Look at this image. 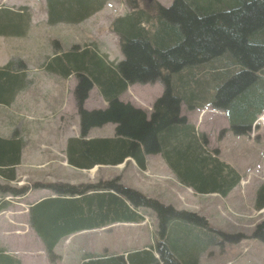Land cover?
I'll use <instances>...</instances> for the list:
<instances>
[{
    "label": "trees",
    "instance_id": "trees-1",
    "mask_svg": "<svg viewBox=\"0 0 264 264\" xmlns=\"http://www.w3.org/2000/svg\"><path fill=\"white\" fill-rule=\"evenodd\" d=\"M106 1L44 0L47 24H79L99 12ZM125 4L128 13L109 25L118 36L121 61H109L94 42L72 45L64 52L54 41L56 49L44 62L46 72L62 79L74 77L77 82L73 96L79 137L66 141L67 164L91 170L95 166L122 165L131 158L145 170L146 157L160 155L184 186L197 194L226 197L241 182V176L219 159L217 150L207 151L205 135L196 137L193 127L179 117L180 105L188 93L197 91L194 82H200V89L213 87L211 81L221 82L222 73L235 62L243 68L238 78L244 83L223 102V90L219 91L212 105L230 116L232 134L246 136L250 132L252 122L264 111V77L259 76L264 71V0H172L167 8L156 0H125ZM30 19L27 6H0V35L23 36ZM225 56L227 62L223 61ZM12 64L10 61L0 70V102H8L12 92L23 84V64L18 62L20 71L11 69ZM195 66H199L197 76L191 77ZM205 67L210 77L204 75ZM183 80H189L192 89ZM154 82L162 84L164 92L154 102L150 116L119 101L130 86ZM260 83L263 87L258 86ZM93 87L107 104L103 110L83 109ZM106 123L115 125L113 137L88 138L91 128ZM23 146L17 133L7 140L0 138L1 176L15 179L14 167L21 162ZM33 188L49 189L53 194L29 208V225L52 262L60 258L52 254L59 241L114 223H141L143 210L153 212L157 220V241L153 245L125 255L85 257L82 264H198L204 235L211 231L204 217L165 206L113 179L84 185L40 182ZM28 190L0 186V192L12 196ZM263 203L261 189L257 210L264 208ZM213 232L232 243L245 238L242 233ZM251 238L264 244V220L255 226ZM5 252L0 250V264H21Z\"/></svg>",
    "mask_w": 264,
    "mask_h": 264
},
{
    "label": "rangeland",
    "instance_id": "rangeland-1",
    "mask_svg": "<svg viewBox=\"0 0 264 264\" xmlns=\"http://www.w3.org/2000/svg\"><path fill=\"white\" fill-rule=\"evenodd\" d=\"M8 2L9 4L28 5L32 16H34L33 24H30L23 37L0 39V48L14 59L15 66L19 67L18 62H21L24 67L30 69V71H26L28 73L27 82H30V89H34V86L36 89V91L33 90L25 95V131L23 135L20 134L25 141L23 151L20 154L23 156V164L16 169L15 173L17 182L21 186L8 182L0 183V185H9L15 188L32 189L27 198L31 204L22 207L18 212L19 216L23 218L26 215L25 211H27L29 218V208L34 203L53 195L49 189L33 188L37 183L53 181L47 176L51 170L54 172L50 174L55 176L56 173L57 179L61 176V181L52 182L56 185L95 184L113 179L119 185L135 189L165 206L170 205L177 210L190 211L196 213L197 216L204 217L208 221L211 231H207L204 235L203 240L205 241L202 244L205 253L200 257V264H264V244L251 238L255 225L257 226L264 220V214H261L264 213V210L259 213V210L255 208V195L252 189V187L257 186L264 174V168H262L264 159L261 157L263 146H250L247 139L235 144V135L232 133L220 136L223 130L229 129L230 116L226 113V118H224L223 115L219 114L220 111L213 110L212 105L219 91L223 90L221 96L223 102L241 87L244 79L238 78V76L243 68L234 62L228 71L222 73L224 77L221 82L211 81L213 87L210 88L203 87L200 89V82H194V84L192 82L193 87L199 92L195 90L193 96L188 93L180 105L179 111L180 118L184 117L186 122L197 126L196 137L201 134L205 135L208 142V152L214 151L215 148L222 150V153L218 152L219 157L225 159L228 164H240L239 173L250 178L248 182H244L243 186L236 188L229 198L222 199L219 194H196L191 188L181 184L172 170L162 165V157L159 155L147 157L148 173L135 168L131 164L132 162L119 165L120 167H97L95 172L79 171L70 167H57L54 164H62L66 161V158L64 159L66 140L79 137V117L77 104L72 95L77 83L75 78L70 77V79L65 80L42 69L44 62L53 55L56 49L54 41H57L65 52L72 45H84L101 39L112 57L121 56L119 47L117 43L116 45L112 43L114 39L109 36V31H107L109 27L108 12L94 18L89 17V20L76 25L65 23L48 25L44 0H11ZM2 5L4 4L0 2V6ZM100 54L106 55L102 50H100ZM226 57L223 58L224 62L228 61ZM202 69L205 72L204 75L210 77L206 67ZM197 70H199V66L191 69V77L197 76ZM263 75L264 71L259 73L260 77H264ZM35 80L37 84H34ZM183 83L192 89L189 80H183ZM207 83L210 82L207 81ZM258 86L263 87L262 83ZM163 92L164 87L159 82L145 85L137 84L122 94L119 101L129 103L150 116L154 102L162 97ZM190 106L205 107L206 110L191 111L188 109ZM106 107L107 104L102 100L96 88L89 92L88 100L83 105V108L88 111L103 110ZM28 116L32 117L33 120H28ZM114 127V124L106 123L91 128L88 138H111L114 134ZM258 128L256 127L252 131L254 140L258 136H256ZM259 135L262 136V133L260 132ZM2 139L7 140L6 138ZM163 160L167 163L164 158ZM231 166L234 167V165ZM258 177L260 178L258 179ZM0 180L8 181L6 176H1ZM162 181L165 183L161 184ZM35 190H37V194L33 196ZM10 196L7 195L6 197ZM142 212L145 214V222L147 221V224L144 223L142 227L118 225L113 226L110 231H88L73 235L69 240H61L53 253L62 256V261L57 260L55 263H51L42 249H38L37 252H40L41 257L48 264H74L84 257L94 255H122L126 253L124 251L128 250H146L151 240L153 243L157 241L155 234L154 238L152 235H148V231L153 232L155 215L151 211L143 210ZM22 224L20 231L25 232L23 234L25 237L23 236L22 239L11 236L15 232L13 230L4 232L0 229V250L6 251V255L20 260L22 264H43L46 261L43 259L44 261L41 263L39 260L41 257L38 255L34 259L29 258L30 252L33 253L32 250L35 248L32 245L33 240L30 239L34 238L37 242L38 239L30 231L31 228L27 222ZM0 226L2 228L1 223ZM213 231H220L228 235L242 233L245 238L237 240V243H232L223 240ZM138 234L141 236L138 242L127 240L129 237L136 238ZM213 237H216L217 240ZM19 241L21 242L18 246H13V243ZM39 245L41 247L40 242Z\"/></svg>",
    "mask_w": 264,
    "mask_h": 264
},
{
    "label": "crops",
    "instance_id": "crops-1",
    "mask_svg": "<svg viewBox=\"0 0 264 264\" xmlns=\"http://www.w3.org/2000/svg\"><path fill=\"white\" fill-rule=\"evenodd\" d=\"M8 1H11V0H0V2L2 4H4L5 7H8V8H10V7L17 8V7H20V6H28V5H24V4H9ZM156 1L160 5H162L163 7H166V8L169 7L170 4H171V2H172V0H156ZM124 2H125V0H107L106 3L104 4V6L101 8V10H99V12H97L96 14L91 15L90 18H94V17H96L98 15H101L104 12H108V14H109L108 26H109V24L111 23V21L114 18L119 17V16H123V15H125V14L128 13L127 6L125 5ZM30 15H31V19H30L29 26H30V24H33V19H34V16H32L31 11H30ZM90 18H88L86 20H89ZM86 20H84V21H86ZM102 28H105V27H102ZM107 31H109V34H110V35L109 34L108 35L111 36L114 39L113 42L111 40H109V41L112 42V43H115V45L117 43L118 44V47H119V39H118V36L116 34H114L113 32H111L109 30V27L107 28ZM113 35H114V37H113ZM23 36H17V35L16 36L0 35V39H2L4 37H23ZM94 43L96 44V47L99 50H102L104 52V54H106L107 56H109L108 57V60L109 61H111V62L112 61H117L118 62V61H121L122 60V56H119V55H117L115 57H112L110 51L105 48L104 43H103V41L101 39L98 40V41L97 40L94 41ZM81 46H84V45H81ZM102 46H103V48H102ZM10 61H12V63H13L12 64V67L13 68H11V69H14L15 68V70L17 69V70L20 71V66H19V68H17L15 66L14 59L10 55H8L3 49L0 48V70H2L8 63H10ZM43 65H42V69L44 70ZM27 70L30 71V69L28 67L27 68L24 67L23 84H22V86L19 87V88H17V89H15L12 92L11 98L8 100V102H0V138L10 139L13 135H15V133L19 132L18 133L19 134L18 135V138L23 139V137L20 136V134L23 135L24 134V131H25V126H24L25 125V119H26L25 95L27 93H31L33 90L36 91L35 86H34V89H32V88L30 89V86H29L30 82L29 81L27 82V78H26V76L28 74L26 72ZM50 74H52V73H50ZM53 75H55V74H53ZM69 79H70V77H69ZM65 80H67V79H65ZM34 84H37L36 80L34 81ZM93 88H95V87H93ZM72 93H73V91H72ZM87 100H88V98L85 100V102ZM84 110H86V109H84ZM193 111H196V108ZM219 114L223 115L224 118H226V116L224 115L223 112H219ZM262 115H264V113ZM78 117H79V115H78ZM28 120H33V118L30 117V116H28ZM78 121H79V119H78ZM256 122L257 121H255L254 123H256ZM259 122H260V119H259ZM78 125H79V122H78ZM192 125L196 126L195 124H192ZM196 128H197V126H196ZM4 129H5V131H4ZM252 131H253V128L251 129L250 136L248 135L247 137H244V136H235L234 137L235 144L240 143L242 140H244L246 138L247 141H248V143L250 144V146H263L262 147V151H261V154H262L261 157L264 159V125L261 126L260 127V130L257 132L259 134L261 132L262 133V136L260 135L258 141H256V142H255V140L253 138ZM23 143L25 144L24 139H23ZM219 151H220V153H222V150H219ZM219 158H220L221 161H223L224 163L228 164V162H226V160L223 159L221 156ZM64 159H65V153H64ZM146 160H147V158H146ZM64 162L62 164L57 163V165L56 164H54V165L57 166V167H61L62 166V167H70V168H73L72 166H69L66 163V161H64ZM127 162H132L131 164H133L135 166V168L140 169L131 158L126 159L125 160V163H127ZM161 162H162V165L163 166L167 167L169 170H172L171 167L167 163L164 162L163 158H162V161ZM21 164H23V156L22 155H21V162H20V164L14 167L15 173H16V169L19 168V166H21ZM229 165H234L235 168L234 167L233 168L235 170H237L238 172H239V168H241V165L240 164L239 165H237V164H229ZM97 167H102V166H95L93 169H95V171H96ZM262 168H264V166ZM73 169H75V168H73ZM75 170H79V171H92V170H80V169H75ZM95 171H92V172H95ZM142 171L144 173H148L149 170L147 168V164H145V170H142ZM53 172H54L53 170H51V171L48 172V175L47 176L50 177V178H52V180H53V181H48V182H50V183L55 182L56 183V181H61V178H60L61 176H59V179H57L58 177H57L56 173H55V176H53L54 174L51 175ZM245 173H247V171H245ZM49 175H51V176H49ZM0 177H1V175H0ZM14 178H15L14 180H10V179H8V176H7L6 179L8 181H2V180H0V183H2V182H8V183H11V184H14L15 185L18 180L16 179V175H14ZM259 178L260 177H258V179ZM259 182L260 183H257V186L256 187H252V189L254 190V195H255L254 197H256L258 191H260L261 189L262 190L264 189V186H263V184H264V174H263L262 178H260V181ZM163 183H165V181H162L161 184H163ZM0 186H2V187H10V188H13L14 189V187H11L9 185H0ZM234 190H236V188ZM234 190H232V192H230L225 198H222V199L229 198L231 196V194L234 192ZM31 191L32 190H30L23 197L11 198L10 200H6L8 198L6 196L7 195H10V194H8V192L7 193L0 192V207H1L0 208V223L2 225V228L0 226V229L1 230H4V231H8V230L15 231L14 234L11 235L13 237L21 238L22 239L23 236H24V235H21L20 234L21 233L20 229H22V226L21 225H23L22 224L23 222L24 223H26V222L28 223V214H27V211H25V214L26 215L23 218H21L19 216L18 212L25 205L26 206H29L31 204L30 201L27 199L30 196ZM36 194H37V190L34 191L33 196L36 195ZM206 195H211V194H206ZM213 195H217V194H213ZM263 205H264V203H263ZM260 211L261 210H259V212ZM144 219H145V214H144ZM120 224L121 225H124V226H129V227H142L143 226V222H141V223H120ZM113 225L114 226H118L119 223H114ZM109 227H112V225L109 226ZM88 231L92 232L93 230H85V231H82V232H77V234L86 233ZM101 231H110V229L108 227H103V228H101ZM148 233H149L148 234L149 236L152 235L150 232H148ZM140 237L141 236L138 234L136 238L133 239L132 237H129L127 240H129V241H132V240L134 241L135 240V241L138 242L140 240ZM19 243L20 242H15V243H13V246H18ZM136 243H135V245H137ZM135 250L136 251H141L143 249H135ZM129 251H132V250H128V251H124V252L127 253ZM34 253H36V252H34ZM35 256H36L35 254L34 255L31 254V257L33 259L35 258ZM200 257L201 256L198 257V264H200ZM62 259H63V257L61 256V261H62ZM39 260H40L41 263L43 262L42 261L43 260L42 257L39 258ZM84 262L85 261L79 260L78 262H75L74 264H82ZM43 264H48V263L47 262H44Z\"/></svg>",
    "mask_w": 264,
    "mask_h": 264
},
{
    "label": "bare ground",
    "instance_id": "bare-ground-1",
    "mask_svg": "<svg viewBox=\"0 0 264 264\" xmlns=\"http://www.w3.org/2000/svg\"><path fill=\"white\" fill-rule=\"evenodd\" d=\"M260 122H264V115H262L261 117H260ZM121 166V165H120ZM119 166V167H120ZM92 171H95V169H93Z\"/></svg>",
    "mask_w": 264,
    "mask_h": 264
}]
</instances>
